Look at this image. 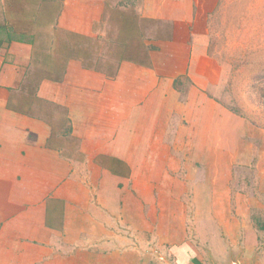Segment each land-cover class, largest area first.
Here are the masks:
<instances>
[{"label": "crops", "instance_id": "crops-1", "mask_svg": "<svg viewBox=\"0 0 264 264\" xmlns=\"http://www.w3.org/2000/svg\"><path fill=\"white\" fill-rule=\"evenodd\" d=\"M217 2L137 0V17L163 24L166 37L151 40L145 60L123 59L107 74L60 34L100 36L108 0H0V264L156 263L141 195L153 210L155 195L171 192L156 167L167 161L156 150L165 125L181 115L203 122L213 67L193 36ZM41 28L53 41L47 54ZM62 49L70 57L60 60ZM186 245L159 253L188 264Z\"/></svg>", "mask_w": 264, "mask_h": 264}, {"label": "rangeland", "instance_id": "rangeland-1", "mask_svg": "<svg viewBox=\"0 0 264 264\" xmlns=\"http://www.w3.org/2000/svg\"><path fill=\"white\" fill-rule=\"evenodd\" d=\"M59 5L44 4L41 26ZM136 5L137 0H108L100 36L86 41L64 32L61 39L89 52L84 57L107 74L123 59L143 61L151 40L157 43L166 34L163 24L138 18ZM202 16L193 40L203 43L213 67L212 81L204 84L203 122L181 115L178 124L165 125L166 146L156 150L167 161L156 167L171 192L155 195L153 210L149 195H141L140 220L154 230L149 234L156 239L155 264H174L167 252L186 244L188 264H259L264 262V0H218ZM40 30L37 44L47 54L53 41ZM60 51V60L70 57V50ZM183 80L178 85L185 98L189 80ZM167 172L170 178L163 179ZM141 235L147 237L142 228ZM159 248L167 252L160 254Z\"/></svg>", "mask_w": 264, "mask_h": 264}, {"label": "trees", "instance_id": "trees-1", "mask_svg": "<svg viewBox=\"0 0 264 264\" xmlns=\"http://www.w3.org/2000/svg\"><path fill=\"white\" fill-rule=\"evenodd\" d=\"M87 40V39H86ZM90 40H93V38H91ZM80 52V50H77V53H79ZM94 68H96L95 66H93Z\"/></svg>", "mask_w": 264, "mask_h": 264}, {"label": "water", "instance_id": "water-1", "mask_svg": "<svg viewBox=\"0 0 264 264\" xmlns=\"http://www.w3.org/2000/svg\"><path fill=\"white\" fill-rule=\"evenodd\" d=\"M234 264H241V263H239V262L237 261V262H234Z\"/></svg>", "mask_w": 264, "mask_h": 264}]
</instances>
